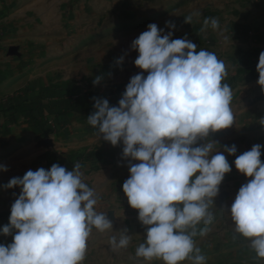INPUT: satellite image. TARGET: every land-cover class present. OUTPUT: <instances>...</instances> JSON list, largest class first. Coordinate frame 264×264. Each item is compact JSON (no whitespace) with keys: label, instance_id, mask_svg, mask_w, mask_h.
<instances>
[{"label":"clouds","instance_id":"obj_1","mask_svg":"<svg viewBox=\"0 0 264 264\" xmlns=\"http://www.w3.org/2000/svg\"><path fill=\"white\" fill-rule=\"evenodd\" d=\"M191 20L189 16L184 22ZM209 26L218 29V20L204 19L202 30ZM165 27L175 25L166 21ZM172 36L173 31L164 34L155 23L147 26L131 44L138 53L134 65L141 72L130 78L117 106L93 98L94 112L87 123L112 146L123 145L129 177L122 192L146 228L135 256L162 264H206L194 237L207 234L208 229L198 225L213 220L210 205L231 171L225 155L207 138L233 125V92L223 82L227 71L222 60L207 50L197 51L186 37ZM122 61L120 57L117 63ZM256 71L258 85L264 86V51ZM262 147L254 145L233 162L251 179L239 188L229 214L236 233L264 259ZM224 151L235 155L237 148L225 146ZM0 171L7 169L0 166ZM82 175L78 163L72 170L53 164L47 170H28L5 185L21 192L11 205L9 224L0 229V234L12 236L11 243H0V264H82L93 228L112 230L107 214L96 211L97 195ZM130 240L131 235L119 232L109 243L123 249Z\"/></svg>","mask_w":264,"mask_h":264},{"label":"rangeland","instance_id":"obj_2","mask_svg":"<svg viewBox=\"0 0 264 264\" xmlns=\"http://www.w3.org/2000/svg\"><path fill=\"white\" fill-rule=\"evenodd\" d=\"M25 6L26 16L19 20L22 55L32 59L27 66V75L32 76L28 82L39 84L51 97L59 93L60 100L71 102L70 109L79 113L94 103L93 98L107 99L110 106H117L114 92L125 91L130 78L141 72L134 65L138 53L131 44L151 23L164 29V34L173 31L172 39L186 37L197 45V51L212 52L224 62L227 76L223 82L233 92L230 107L234 123L210 136L217 139L215 148L225 155L231 171L225 174L210 205L213 220L198 225V229L206 227L207 234H198L194 240L206 264H264L249 242L236 233L229 214L239 188L251 179L235 169L234 160L256 144L264 146V86L258 85L256 71L259 54L264 51V0H32ZM189 16L192 20L187 24L184 20ZM206 18H216L219 28L202 30ZM166 21L175 28L165 27ZM120 57L123 61L117 63ZM97 77L99 83L94 85ZM4 115L0 118V166L7 171H0V229L9 224L11 205L21 192L19 187H5L12 178H22L28 170H47L53 164L72 170L78 163L84 182L97 195L96 211L106 213L112 223V230L93 228L82 264H162L135 256L146 228L122 192L128 159L122 157L120 164L117 162L116 180L97 188L96 183L104 178L98 177L104 163L94 160V154L80 152L72 161L62 162L47 150L42 157L29 160L25 157L28 151H22L26 146L22 145L26 139L22 140L26 135L22 122L27 117L23 112ZM48 118L43 124L51 126ZM29 119L31 126L39 122ZM45 135L38 132L35 137L43 141L46 150ZM232 145L237 148L236 154L228 155L224 148ZM260 158L264 162V147ZM119 232L131 235L130 243L127 248L113 249L110 238L119 237ZM11 241V235L0 234V243Z\"/></svg>","mask_w":264,"mask_h":264},{"label":"crops","instance_id":"obj_3","mask_svg":"<svg viewBox=\"0 0 264 264\" xmlns=\"http://www.w3.org/2000/svg\"><path fill=\"white\" fill-rule=\"evenodd\" d=\"M29 1L32 0H0V118L5 114L4 103L9 98L13 99L14 104L21 106L25 104L26 108L30 102L34 103L35 107L40 104L45 113L42 112V116L39 115V122L33 126L28 122L30 116L26 112L19 111L20 109L14 111L18 114L23 112L27 117L22 122V128L26 133L22 135V140L26 138L22 142V145H26L22 151H28L25 152V157L29 160L38 159L44 155L43 151L48 150L52 151L59 161L69 162L75 155L87 151L89 154H94V160L104 163L101 166L102 173L98 176L103 175L104 178L96 183V187L110 185L112 179L118 178L116 177V171L119 168L117 162L119 164L121 162L123 145L118 143L112 146L102 137L100 138L97 130L87 123V117L94 112L93 103L79 113L78 110L70 109L71 102L60 100L59 93L51 97V94L41 89L39 84L33 81L28 82L32 76L27 75V66H30L32 59L22 55V21L19 19L26 16L28 7L25 5ZM118 92H114L115 102L121 99L124 91L119 89ZM33 114L35 115V111ZM46 117H49L47 121H50L51 126L43 124ZM38 132L48 137L45 140L47 141L45 146L48 147L46 150L43 149V141L36 140L35 136ZM207 139L215 143L217 141L210 134ZM26 161L27 159L24 162ZM104 172L112 173L108 175L103 174ZM124 177L126 179L129 177V171Z\"/></svg>","mask_w":264,"mask_h":264},{"label":"trees","instance_id":"obj_4","mask_svg":"<svg viewBox=\"0 0 264 264\" xmlns=\"http://www.w3.org/2000/svg\"><path fill=\"white\" fill-rule=\"evenodd\" d=\"M28 108H26V105H20V104H14L13 99H9L5 101L3 111L5 114H12L14 111H24L26 112L30 117L34 118V120H37L39 115L42 114L43 109L42 106L39 104V106L35 107L34 103L30 102L28 103ZM33 111H35V115L33 114Z\"/></svg>","mask_w":264,"mask_h":264}]
</instances>
